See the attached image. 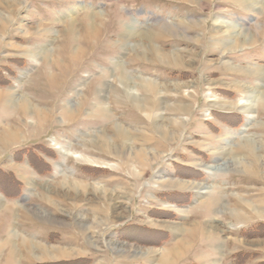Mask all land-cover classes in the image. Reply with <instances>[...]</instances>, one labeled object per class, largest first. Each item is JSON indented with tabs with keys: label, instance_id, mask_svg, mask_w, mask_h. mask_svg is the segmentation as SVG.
<instances>
[{
	"label": "rangeland",
	"instance_id": "1",
	"mask_svg": "<svg viewBox=\"0 0 264 264\" xmlns=\"http://www.w3.org/2000/svg\"><path fill=\"white\" fill-rule=\"evenodd\" d=\"M163 257L264 264V0H0V264Z\"/></svg>",
	"mask_w": 264,
	"mask_h": 264
},
{
	"label": "bare ground",
	"instance_id": "2",
	"mask_svg": "<svg viewBox=\"0 0 264 264\" xmlns=\"http://www.w3.org/2000/svg\"><path fill=\"white\" fill-rule=\"evenodd\" d=\"M245 3H247L246 1H245ZM248 4V6L249 7H251V8H253V9H258V3H256V2H251V3H247ZM13 5V4H12ZM161 58V57H160ZM165 58V57H164ZM165 60V59H164ZM126 79V78H125ZM125 79H123V80H125ZM140 86V88H142L143 90H145L146 92H150V93H155L156 92V87L154 86V85H152V84H149L148 82L147 83H143L142 85H139ZM125 88H126V86H125ZM128 89V88H127ZM126 89V90H127ZM129 91H130V93H132V94H135L134 93V91H135V89L134 88H129L128 89ZM129 93V94H130ZM251 97H249V99H247V100H240L239 101V103H238V105L241 107V111L242 112H245V113H247V114H249V118L248 119H252V117L254 116L253 115V110H254V108L256 107L255 105H257V102H258V97H257V95L256 94H251L250 95ZM104 110V109H103ZM101 113H102V111H101ZM250 121V120H249ZM174 124H175V122H174ZM161 132V131H160ZM161 134V133H160ZM59 148V150L63 153V149L61 148V147H58ZM142 152H139V154L138 155H140ZM143 154V153H142ZM65 155H71L76 161H86V162H89V160L88 159H85V158H83L82 156H81V154H77V153H69V152H67V153H65ZM212 170H214V169H212ZM30 183V182H29ZM175 185V184H174ZM190 188H193V189H196V190H198L197 191V193L198 194H204V193H208L207 191H208V189H209V187H201L200 185H196V184H192V187H190ZM211 191V190H210ZM214 201V200H213ZM214 203H215V201H214ZM178 228V227H177ZM178 230V229H177ZM179 230H180V228H179ZM14 241V240H13ZM35 247V249L36 250H38V251H40V252H43L44 254H46L47 255V253H49L50 251L49 250H56V251H59L60 253H66L67 254V252L65 251V250H61V249H57V248H55L54 249V247H52V248H49V247H43L42 245H36V246H34ZM162 264L166 261V259L163 257V259H162Z\"/></svg>",
	"mask_w": 264,
	"mask_h": 264
}]
</instances>
